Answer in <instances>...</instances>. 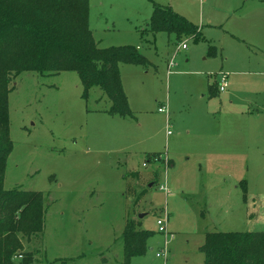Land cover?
<instances>
[{
	"label": "rangeland",
	"instance_id": "obj_1",
	"mask_svg": "<svg viewBox=\"0 0 264 264\" xmlns=\"http://www.w3.org/2000/svg\"><path fill=\"white\" fill-rule=\"evenodd\" d=\"M153 2L199 37L149 31ZM88 25L146 64H119L126 116L75 71L12 77L3 188L46 210L42 232L17 233L29 264H124L127 219L151 232L128 264H202L206 232L264 230V0H89Z\"/></svg>",
	"mask_w": 264,
	"mask_h": 264
},
{
	"label": "trees",
	"instance_id": "obj_2",
	"mask_svg": "<svg viewBox=\"0 0 264 264\" xmlns=\"http://www.w3.org/2000/svg\"><path fill=\"white\" fill-rule=\"evenodd\" d=\"M88 4L89 0H0V264H15L17 254L22 256L20 264L31 262L28 252L21 253L17 233L42 232L46 212L42 192L3 188L5 161L12 148L7 105L12 77L22 72L75 71L84 97L96 86L110 100L107 113L132 114L121 87L119 64L145 65L146 59L130 45L98 47L88 25ZM152 5L149 31H163L177 39L199 37L198 27L169 6ZM150 235L137 229L134 219L126 220L121 235L124 264L145 252ZM199 250L204 255L202 264H264V230L206 232ZM68 260L56 261L67 264Z\"/></svg>",
	"mask_w": 264,
	"mask_h": 264
},
{
	"label": "built area",
	"instance_id": "obj_3",
	"mask_svg": "<svg viewBox=\"0 0 264 264\" xmlns=\"http://www.w3.org/2000/svg\"><path fill=\"white\" fill-rule=\"evenodd\" d=\"M181 48H184L185 47V43L183 42L181 45H180ZM174 66V63L172 62V59L171 61H169L168 63V67H167V72L169 73L171 70L170 68H172ZM219 77H220V80L217 82V89L218 91H224L226 86H227V83H226V74L223 75L221 73H219ZM159 111H162L163 109L162 108H159L158 109ZM160 189H162V187H160ZM156 224L158 225V230L159 231H163L165 230V227L164 225L162 226V222L161 220L157 219L156 220Z\"/></svg>",
	"mask_w": 264,
	"mask_h": 264
},
{
	"label": "water",
	"instance_id": "obj_4",
	"mask_svg": "<svg viewBox=\"0 0 264 264\" xmlns=\"http://www.w3.org/2000/svg\"><path fill=\"white\" fill-rule=\"evenodd\" d=\"M143 216V214L142 213H140L139 215H138V217H142Z\"/></svg>",
	"mask_w": 264,
	"mask_h": 264
},
{
	"label": "crops",
	"instance_id": "obj_5",
	"mask_svg": "<svg viewBox=\"0 0 264 264\" xmlns=\"http://www.w3.org/2000/svg\"><path fill=\"white\" fill-rule=\"evenodd\" d=\"M216 85H217V83H216ZM227 87V86H226ZM216 89H217V87H216ZM217 91H218V89H217Z\"/></svg>",
	"mask_w": 264,
	"mask_h": 264
}]
</instances>
